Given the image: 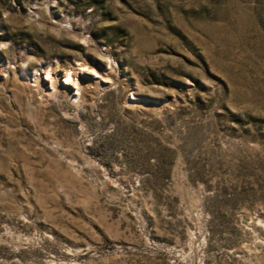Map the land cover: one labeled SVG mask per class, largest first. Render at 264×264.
Here are the masks:
<instances>
[{"label":"rangeland","instance_id":"374dc122","mask_svg":"<svg viewBox=\"0 0 264 264\" xmlns=\"http://www.w3.org/2000/svg\"><path fill=\"white\" fill-rule=\"evenodd\" d=\"M0 264H264V0H0Z\"/></svg>","mask_w":264,"mask_h":264},{"label":"bare ground","instance_id":"6f19581e","mask_svg":"<svg viewBox=\"0 0 264 264\" xmlns=\"http://www.w3.org/2000/svg\"><path fill=\"white\" fill-rule=\"evenodd\" d=\"M69 70H70V69H69ZM70 71H71V70H70ZM71 72H72V71H71ZM65 76L67 77L68 80H72V81L77 85L76 92H75V93H72V92H71V96H72L74 99L79 98V96H80V94H81L82 86L79 84V83H80L79 80H78L77 78H75V77H77L76 73H75V74H73V72H72V73H68V74L65 73ZM101 78H104V77H101ZM36 79H37V78H36ZM53 83H54V81H53ZM63 84L65 85V87H68V86H67V85H68L67 82H63ZM50 86H52L51 89H52L53 92H54V91L56 90V89H55V85H54V84L52 85V83H51ZM82 91H83V90H82ZM51 93H52V92H51Z\"/></svg>","mask_w":264,"mask_h":264}]
</instances>
